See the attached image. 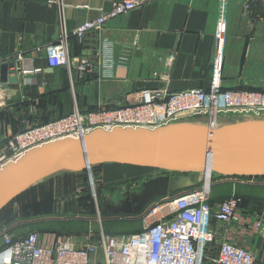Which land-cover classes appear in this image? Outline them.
Instances as JSON below:
<instances>
[{
  "label": "crops",
  "instance_id": "0c3cea01",
  "mask_svg": "<svg viewBox=\"0 0 264 264\" xmlns=\"http://www.w3.org/2000/svg\"><path fill=\"white\" fill-rule=\"evenodd\" d=\"M114 1L62 0L70 34V70L51 67L46 60L47 46L61 33L59 3L0 0V64L22 62L19 87L13 94L0 85V142L76 109L97 111L137 102L144 89L209 88L220 0H146L111 19L103 35L113 42L115 64L108 69L111 76L103 77L101 33L91 31L80 39L72 31L109 11ZM249 1L229 3L223 86L264 93V0ZM84 57L95 65L94 72L77 69ZM30 68L39 71L26 72ZM166 73L168 81L161 78ZM92 173L93 198L85 193L86 170L59 172L31 186L7 205L16 217L0 227V234L8 230L19 237L36 231L45 246L60 238L86 245L102 232L126 238L144 229V217L154 202L186 193L202 181L201 172L169 173L118 162L95 164ZM232 195L241 198L240 205L230 222L213 220L215 239L207 246L202 264H216L225 241L250 249L255 264H264V178L216 177L213 210ZM4 250L0 237L2 259L7 256ZM91 264H106L101 251Z\"/></svg>",
  "mask_w": 264,
  "mask_h": 264
},
{
  "label": "built area",
  "instance_id": "2783aa9c",
  "mask_svg": "<svg viewBox=\"0 0 264 264\" xmlns=\"http://www.w3.org/2000/svg\"><path fill=\"white\" fill-rule=\"evenodd\" d=\"M55 1L60 5L61 33L56 42L47 46L46 60L51 67L67 66L71 70L70 34L65 27L64 5L62 0ZM145 2L116 0L109 11L86 20L72 31L80 39L91 31L101 33L98 50L101 76H111L108 69L115 64L113 42L103 35L107 23ZM229 3L230 0H220L209 88L192 87L178 91H171L167 87L144 89L140 99L134 103L88 112L76 109L64 117L20 130L8 140L0 142V169L30 150L61 139L77 138L99 128H161L173 125L185 114L206 118V126L209 127L213 122L219 125V119L226 116L264 117L263 92L225 89L223 86ZM262 13L264 15V5ZM95 68L86 57L77 65L81 72L92 73ZM38 71L39 68H30L26 72ZM161 78L168 81L169 75L163 74ZM216 174L206 169L199 187L154 202L144 217V229L126 238L102 232L86 245L60 238L54 245L45 246L36 231L14 237L10 231L3 230L0 237L7 256L4 259L0 257V264H91L94 255L100 251L106 264H202L207 246L215 239L213 220L230 222L241 202L239 196L232 195L213 210L212 185ZM255 261L253 251L229 241L222 243L215 259L216 264H255Z\"/></svg>",
  "mask_w": 264,
  "mask_h": 264
},
{
  "label": "water",
  "instance_id": "95a60500",
  "mask_svg": "<svg viewBox=\"0 0 264 264\" xmlns=\"http://www.w3.org/2000/svg\"><path fill=\"white\" fill-rule=\"evenodd\" d=\"M22 62L0 64V85L13 94ZM127 163L169 173L264 176V133L215 135L209 126L173 124L161 128L95 129L27 152L0 169V211L22 192L63 171L86 170L94 189L92 166Z\"/></svg>",
  "mask_w": 264,
  "mask_h": 264
},
{
  "label": "rangeland",
  "instance_id": "374dc122",
  "mask_svg": "<svg viewBox=\"0 0 264 264\" xmlns=\"http://www.w3.org/2000/svg\"><path fill=\"white\" fill-rule=\"evenodd\" d=\"M250 121L251 122H253V121L254 122H262V121H264V117H256V118L255 117L250 118V117H244V116L243 117L242 116H239V117H237V116L236 117H234V116L221 117L219 119V127L227 128L228 126H233L234 124H237V123H241V122L249 123ZM174 124L198 127V126H206L207 120H206V118L195 117L192 114L191 115L185 114V115H181L179 120L174 122ZM96 173H98V172H96ZM94 186L96 187V184ZM84 187H85V193L87 192V194L93 198V192H92L93 186L91 185L89 178L86 179V183H85Z\"/></svg>",
  "mask_w": 264,
  "mask_h": 264
},
{
  "label": "bare ground",
  "instance_id": "6f19581e",
  "mask_svg": "<svg viewBox=\"0 0 264 264\" xmlns=\"http://www.w3.org/2000/svg\"><path fill=\"white\" fill-rule=\"evenodd\" d=\"M210 128L214 130L215 135L234 133V132H247V133H264V121L262 122H249V123H237L227 128L219 127L217 123L213 122L210 124ZM185 126V125H183ZM187 126V125H186ZM208 188V185L206 186Z\"/></svg>",
  "mask_w": 264,
  "mask_h": 264
},
{
  "label": "trees",
  "instance_id": "16d2710c",
  "mask_svg": "<svg viewBox=\"0 0 264 264\" xmlns=\"http://www.w3.org/2000/svg\"><path fill=\"white\" fill-rule=\"evenodd\" d=\"M66 115H69V114H66ZM66 115L60 116L58 118L64 117ZM58 118H56V119H58ZM49 121H52V120H46V121H43L39 124L46 123ZM218 176H220V175H217L216 177H218ZM240 177H263L264 178V176H240ZM6 208H7V206L0 211V227L8 225L16 217L15 213H12L11 210H7Z\"/></svg>",
  "mask_w": 264,
  "mask_h": 264
}]
</instances>
